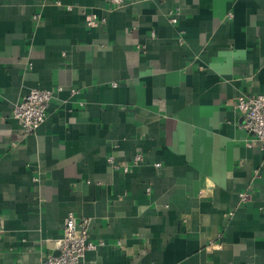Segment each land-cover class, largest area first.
Returning a JSON list of instances; mask_svg holds the SVG:
<instances>
[{"label":"crops","instance_id":"obj_1","mask_svg":"<svg viewBox=\"0 0 264 264\" xmlns=\"http://www.w3.org/2000/svg\"><path fill=\"white\" fill-rule=\"evenodd\" d=\"M33 89L51 99L23 136ZM253 95L264 0H0V264L55 253L70 213L103 243L86 264H264V151L234 106Z\"/></svg>","mask_w":264,"mask_h":264},{"label":"built area","instance_id":"obj_2","mask_svg":"<svg viewBox=\"0 0 264 264\" xmlns=\"http://www.w3.org/2000/svg\"><path fill=\"white\" fill-rule=\"evenodd\" d=\"M134 0H109L113 8H119ZM179 11L169 14V21L176 23V17ZM85 13V12H83ZM36 18V17H35ZM87 26L92 27L97 21L96 16L89 14L87 17ZM178 43H182L179 36ZM51 99V92L47 90L33 89L23 96L11 113V118L20 127L23 136L31 135L45 121L46 110ZM234 106L241 115L243 122L241 128L252 137L251 144H257L264 151V96H239ZM112 159H109L111 162ZM141 160L140 155H135L131 164L115 166L117 170L123 173L130 171V166ZM149 191V189H146ZM248 194L240 195V201L244 202ZM89 221L87 219H78L73 214H68L63 224V235L58 240L55 253L47 254L42 258L39 264H86V254L95 250L103 243H92L88 240ZM2 231L0 230V238Z\"/></svg>","mask_w":264,"mask_h":264}]
</instances>
